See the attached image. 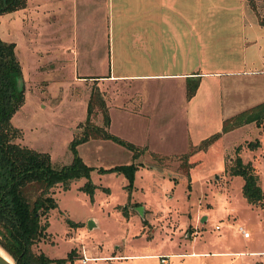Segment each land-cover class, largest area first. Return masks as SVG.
Instances as JSON below:
<instances>
[{
	"label": "rangeland",
	"instance_id": "obj_1",
	"mask_svg": "<svg viewBox=\"0 0 264 264\" xmlns=\"http://www.w3.org/2000/svg\"><path fill=\"white\" fill-rule=\"evenodd\" d=\"M91 3L27 0L26 7L0 14V39L14 44L24 86V101L10 119L21 130L16 141L47 153L56 167L77 155L90 168L88 179L52 189L57 207L35 249L65 260L42 264H259L263 257L252 253L264 252V208L248 203L243 178L232 169L237 159L251 164L264 191V122L222 132V125L205 129L206 114L194 112V126L175 130L155 116L111 108L101 81L88 76L108 68L109 39L123 20L114 15L117 0ZM95 86L108 109L107 131L134 148L93 136L75 152L70 148ZM95 110L92 121L102 125ZM123 165L135 166L131 177L113 169Z\"/></svg>",
	"mask_w": 264,
	"mask_h": 264
},
{
	"label": "crops",
	"instance_id": "obj_2",
	"mask_svg": "<svg viewBox=\"0 0 264 264\" xmlns=\"http://www.w3.org/2000/svg\"><path fill=\"white\" fill-rule=\"evenodd\" d=\"M117 2L123 25L109 39L108 68L88 76L101 81L111 108L175 130L205 113V129L214 130L264 103V24L247 0ZM193 79L198 87L188 99Z\"/></svg>",
	"mask_w": 264,
	"mask_h": 264
},
{
	"label": "trees",
	"instance_id": "obj_3",
	"mask_svg": "<svg viewBox=\"0 0 264 264\" xmlns=\"http://www.w3.org/2000/svg\"><path fill=\"white\" fill-rule=\"evenodd\" d=\"M255 11L259 22L264 24V0H247ZM27 0H0V14L26 7ZM198 79L188 81L186 96L190 99L196 92ZM24 101V86L20 62L14 51V44L0 39V248H2L16 264L61 263L65 259H50L35 247L47 238L49 212L57 207L52 189L61 185L67 189L72 180L89 177V167L81 158L74 155L70 165L56 167L49 155L22 145L16 141L21 137V130L11 124L13 113ZM99 109L102 114V125L93 123V115ZM106 103L98 87H93L87 107V118L80 122V128L70 144L75 152L77 144L89 137L114 139L130 148L131 143L107 131L109 116ZM249 121L258 124L264 122V103L250 110L225 119L222 132L239 127ZM221 132L206 138L200 143L205 147L219 137ZM134 165H123L113 169L123 171L128 177L133 174ZM232 174L243 178L242 193L248 203L264 208V191L258 185V176L251 164H243L240 159L235 161ZM92 184L86 182L84 188L91 190ZM70 222V221H69ZM74 225V223H71ZM74 258L71 250L67 259Z\"/></svg>",
	"mask_w": 264,
	"mask_h": 264
},
{
	"label": "built area",
	"instance_id": "obj_4",
	"mask_svg": "<svg viewBox=\"0 0 264 264\" xmlns=\"http://www.w3.org/2000/svg\"><path fill=\"white\" fill-rule=\"evenodd\" d=\"M238 232H240L242 235H243V237H245V238H248L250 235H249V233L244 229V227H242V226H239L238 227ZM252 255H258V256H262L263 257V260H261L260 262H259V264H264V252H260V253H252ZM84 261H86V258H83L82 259V262H84Z\"/></svg>",
	"mask_w": 264,
	"mask_h": 264
},
{
	"label": "water",
	"instance_id": "obj_5",
	"mask_svg": "<svg viewBox=\"0 0 264 264\" xmlns=\"http://www.w3.org/2000/svg\"><path fill=\"white\" fill-rule=\"evenodd\" d=\"M137 211L141 212L143 214V208L141 206L137 207ZM0 264H11L2 254H0ZM14 264H16L14 262Z\"/></svg>",
	"mask_w": 264,
	"mask_h": 264
},
{
	"label": "bare ground",
	"instance_id": "obj_6",
	"mask_svg": "<svg viewBox=\"0 0 264 264\" xmlns=\"http://www.w3.org/2000/svg\"><path fill=\"white\" fill-rule=\"evenodd\" d=\"M0 254H2V256H4L11 264H14L13 259L2 248H0Z\"/></svg>",
	"mask_w": 264,
	"mask_h": 264
}]
</instances>
